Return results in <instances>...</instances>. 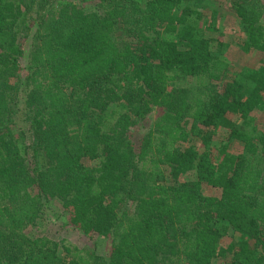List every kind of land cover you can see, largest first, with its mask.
I'll return each instance as SVG.
<instances>
[{
  "label": "trees",
  "instance_id": "trees-1",
  "mask_svg": "<svg viewBox=\"0 0 264 264\" xmlns=\"http://www.w3.org/2000/svg\"><path fill=\"white\" fill-rule=\"evenodd\" d=\"M204 2L0 0V264H264V0ZM54 200L108 257L37 236Z\"/></svg>",
  "mask_w": 264,
  "mask_h": 264
},
{
  "label": "rangeland",
  "instance_id": "rangeland-1",
  "mask_svg": "<svg viewBox=\"0 0 264 264\" xmlns=\"http://www.w3.org/2000/svg\"><path fill=\"white\" fill-rule=\"evenodd\" d=\"M70 0H63L65 3H69ZM73 1V0H72ZM225 0H205L202 7L194 4H185L183 7L191 6L193 9L199 10L203 12L205 19L212 18L213 10L217 7L218 3H222ZM90 5V4H89ZM212 13V15H211ZM195 17H193L194 19ZM204 20H197L195 26L197 30H200L203 35L207 37L211 36L214 37L215 33L212 32H205L204 27ZM222 25L219 27L220 32L223 31L225 35L224 42L228 43V47L224 49V55L222 56L223 59L238 64L242 67H250L253 68L259 60L261 59V54L257 52H251L249 54L242 52V50L237 46L236 39L234 36H237L238 30L237 25L234 23V19L229 15L226 16V19L221 20ZM218 35V34H217ZM234 39V40H233ZM233 40V41H232ZM232 41V42H231ZM231 42V43H230ZM230 43V44H229ZM229 79L224 80L220 84H216V86H222L225 82H228ZM186 80L178 79L172 85L173 86H183ZM162 113L161 110H155L150 116L148 123H146V128L152 124L156 118L160 116ZM252 117L256 119L255 124H257L258 129L260 131H264V111L262 108L253 112ZM252 127H249L248 130H251ZM228 151L232 154H241L244 151V144L232 141L229 145ZM47 225L46 228L41 230V232L37 233V236H48L54 240L64 242L66 244L78 247V248H86V249H94L100 255L108 257L111 252V241L108 239H102L98 236H86L84 235L79 229H76L70 223V217L63 209L62 203L57 200L52 201L49 204L48 211H47ZM27 233H31L28 230ZM232 233L229 234L228 237L224 240V245H229L233 239ZM235 239L239 240V235H235ZM229 260V259H227ZM225 260L217 261L216 264H224Z\"/></svg>",
  "mask_w": 264,
  "mask_h": 264
}]
</instances>
